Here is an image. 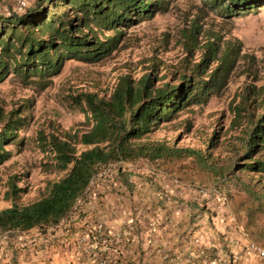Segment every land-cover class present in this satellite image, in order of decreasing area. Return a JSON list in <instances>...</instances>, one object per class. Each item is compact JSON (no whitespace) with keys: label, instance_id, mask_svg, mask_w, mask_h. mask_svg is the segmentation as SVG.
I'll use <instances>...</instances> for the list:
<instances>
[{"label":"rangeland","instance_id":"1","mask_svg":"<svg viewBox=\"0 0 264 264\" xmlns=\"http://www.w3.org/2000/svg\"><path fill=\"white\" fill-rule=\"evenodd\" d=\"M15 1L0 0V16L5 17L7 11H12ZM23 1L27 7L35 2ZM167 1L164 12L140 19L127 28L120 27L122 34L109 56L95 63L66 61L43 89L11 76L0 81L3 113L30 104L20 115L25 117L26 124L18 132L19 145L3 147L10 152V157L0 164L2 210L12 203L16 206L32 203L42 196L47 182L62 177L63 174L54 171L49 160L36 148L35 135L38 131L80 135L89 129L80 108L68 106L67 95L91 93L107 99L122 75L137 81L145 73H151L155 87L163 83L175 85L179 75L190 73L198 62L206 40H213L221 49L227 43L234 50L226 82L217 93L204 104L186 107L141 140L190 150L200 156V160L173 158L154 164L144 161L111 164L96 174L86 189L84 201L78 200L57 227L28 231L36 239L50 237V240L59 241V252L70 257L74 264L75 252L88 260H96L103 257L104 247L106 251L124 239L129 240L132 226L114 232L118 235L124 231L120 236L124 239L101 245L100 239L93 234V227L97 225L107 229L99 217L100 211L107 207L131 213L147 198L152 208L151 194L158 190L156 182L160 178L168 181L174 191L181 189L188 193L198 209L208 211V218L224 219L222 237L236 236L264 246V170L241 167L254 161L264 163V148L255 149L250 159L241 156L250 121L264 112V8L246 16L223 17L211 9L210 0ZM193 26L197 34L190 44L187 35ZM104 35L109 36L108 33ZM98 36L101 37L100 33ZM237 43H240L238 61ZM213 67L209 65L207 72ZM237 108L243 110L240 118L235 117ZM232 168L236 170L229 175L228 170ZM171 179L187 190L172 185ZM10 183L21 190L15 199L9 196ZM198 190L204 192L205 197L198 194ZM159 192L160 198L173 195V191L170 194ZM220 195L228 198L224 205L219 201ZM195 197L197 200L192 199ZM87 212L96 220L90 221L85 216ZM78 224L85 229L80 234L75 232ZM84 236H88L87 244L77 249L78 240ZM10 246L12 244L3 246L8 255L11 254Z\"/></svg>","mask_w":264,"mask_h":264},{"label":"trees","instance_id":"2","mask_svg":"<svg viewBox=\"0 0 264 264\" xmlns=\"http://www.w3.org/2000/svg\"><path fill=\"white\" fill-rule=\"evenodd\" d=\"M167 3V0H35L32 6L25 4L22 13L0 16V81L11 76L43 89L60 72L64 62L95 63L109 56L122 34L120 27L127 28L140 19L164 12ZM209 4L223 17L246 16L264 8V0H210ZM195 34L193 26L187 35L190 44ZM202 48L193 69L187 75L181 73L175 85L163 83L155 87L151 73H145L137 81L122 75L107 99L91 93L65 97L69 107L80 108L89 129L80 135L36 133V148L49 160L51 168L63 175L57 181L47 182L42 196L32 203L24 206L12 203L0 210V234L7 233L0 240V264H5L2 261L7 258L4 245L22 238L23 232L60 221L77 200L84 201L92 179L109 165L201 159L187 149L141 140L186 107L204 104L224 86L232 66L233 48L225 43L221 49L210 39ZM239 52L237 43V61ZM209 65L214 67L207 72ZM28 105L8 113L0 109V164L10 157L3 147L20 143L18 132L26 124L25 117L20 115ZM242 112L235 109V117L240 118ZM262 148L264 112L250 121L241 156L250 159L255 149ZM241 167L264 170V163L254 161ZM235 168L228 170V174ZM19 192L10 183V198L15 199ZM15 254L11 250L12 264H16Z\"/></svg>","mask_w":264,"mask_h":264},{"label":"crops","instance_id":"3","mask_svg":"<svg viewBox=\"0 0 264 264\" xmlns=\"http://www.w3.org/2000/svg\"><path fill=\"white\" fill-rule=\"evenodd\" d=\"M128 181L132 182L131 179ZM156 184L158 192L151 194L152 208H149L147 198L142 199L131 213L107 207L100 211L99 217L110 232L132 226L129 240L121 238L124 239L121 244L103 253L109 264H255L254 256L243 251L249 241L236 236L222 237L224 219L208 218V211L202 212L191 202L188 193L181 189L174 191L168 181L160 178ZM165 187L169 192L173 191L168 199L158 196L159 190L166 192L162 190ZM192 199L197 200L196 197ZM85 216L90 221L96 220L89 212ZM84 230L78 224L75 232L80 234ZM27 233H21L23 237H17L11 243L16 264H74L70 257L59 252V241L50 240V237L36 239L32 232ZM119 233L122 236L125 232ZM5 257L2 262L12 264L9 262L11 254ZM74 260L75 264L88 263L85 255L76 252Z\"/></svg>","mask_w":264,"mask_h":264},{"label":"built area","instance_id":"4","mask_svg":"<svg viewBox=\"0 0 264 264\" xmlns=\"http://www.w3.org/2000/svg\"><path fill=\"white\" fill-rule=\"evenodd\" d=\"M24 7H25V2L23 0H16L14 2V7H13L12 11H7L6 16H8L10 13H17L18 14V12H20ZM173 185L177 186L176 181H173ZM221 201L225 202L226 201L225 197H222ZM60 221H58L56 224L51 225V227H47V230H51V228L57 227L59 225ZM93 234H94V236L95 235L97 236L96 238L98 240L100 239L99 240L100 244L103 246H106V244L111 243V240L119 241L121 239L120 234L116 235V234L110 232L108 229H106L102 225H97L96 227H93ZM87 238H88V236L81 237L78 240V244H76V248L78 249L80 247V245L87 244V242H88ZM103 251L105 252V247H104ZM246 252H248L249 254L254 256L255 264H264V247H261L257 244H254V243H250L247 245ZM91 264H107V262L104 258H99V259H96L95 262L91 263Z\"/></svg>","mask_w":264,"mask_h":264},{"label":"clouds","instance_id":"5","mask_svg":"<svg viewBox=\"0 0 264 264\" xmlns=\"http://www.w3.org/2000/svg\"><path fill=\"white\" fill-rule=\"evenodd\" d=\"M173 181H176V180H174V179H171V180H170V182L172 183V185H173ZM176 183H177V186H176V185H174V186H176V187H180V188H182V189L187 190V188H186L185 186L180 185L177 181H176ZM162 190H166V191H167V194H170V193H171V192H169V191L167 190V187L162 188ZM200 191H201V190H198V191H197L198 194L203 195V196L205 197L204 192L201 191V192H202V193H201ZM222 197H225V199H226L225 202H222V201H221V198H222ZM166 199H168V198H166ZM77 201H78V200H77ZM77 201H76V202H77ZM219 201H220L221 205H224L225 203H227L228 198H227L226 195H220V196H219ZM76 202H75V203H76ZM75 203H74V204H75ZM73 206H74V205H73ZM70 211H71V210H70ZM70 211H69V212H70ZM69 212H68V213H69ZM67 215H68V214H67ZM67 215H66V216H67ZM66 216H65V217H66ZM65 217H63L61 220H63ZM52 225H53V224H52ZM49 226H51V225H49ZM47 227H48V226H47ZM47 227H45V228H47ZM34 229H35V228H34ZM36 229H38V228H36ZM43 229H44V228H43ZM31 230H32V229H31ZM108 230H109V229H108ZM109 231H110V230H109ZM26 232H28V231H26ZM23 233H24V232H23ZM6 235H7V233H2V234L0 235V240L3 239V237H5ZM250 243H253V242H250V241H249V242L245 245V248L243 249L244 252H246V250H247V245L250 244ZM254 244H256V243H254ZM257 245H259V244H257ZM259 246L264 247V246H262V245H259ZM246 253H248V252H246ZM102 258H104V256H103ZM104 259H105V258H104ZM105 260H106V262H108L107 259H105ZM94 262H95V260H94V259H91V260H88V263H87V264H91V263H94ZM110 264H112V262H110Z\"/></svg>","mask_w":264,"mask_h":264}]
</instances>
